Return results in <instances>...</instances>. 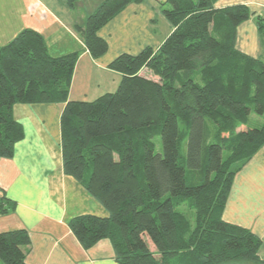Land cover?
Returning <instances> with one entry per match:
<instances>
[{
    "label": "trees",
    "instance_id": "1",
    "mask_svg": "<svg viewBox=\"0 0 264 264\" xmlns=\"http://www.w3.org/2000/svg\"><path fill=\"white\" fill-rule=\"evenodd\" d=\"M143 1L103 0L76 27L94 58L109 48L101 28ZM218 1L165 0L172 32L157 50L112 61L121 82L93 101L69 99L78 53L51 56L33 29L0 45V157L12 158L25 137L15 104L65 105L64 172L109 212L70 220L86 250L109 239L120 264H264L261 238L223 219L236 173L264 146V122L249 124L252 113L264 117V62L236 48L249 7ZM256 23L264 38V14ZM143 68L159 80L140 75ZM15 207L0 193L1 214ZM30 241L25 229L0 232V264H27Z\"/></svg>",
    "mask_w": 264,
    "mask_h": 264
},
{
    "label": "crops",
    "instance_id": "2",
    "mask_svg": "<svg viewBox=\"0 0 264 264\" xmlns=\"http://www.w3.org/2000/svg\"><path fill=\"white\" fill-rule=\"evenodd\" d=\"M102 1L78 0L72 8L67 0H0V45L8 44L24 29H33L44 36L51 56L78 53L70 100L93 101L115 92L122 75L109 68L111 62L123 53L136 55L146 47L157 50L166 39L160 40L152 28L158 11L145 0L132 3L101 28L99 36L109 48L105 55L94 58L76 27L84 25ZM237 4L247 5L253 16L238 26L236 48L264 62V38L256 23V17L264 14V0H219L216 7ZM64 107L61 103L14 105L13 116L25 137L16 144L12 158L0 157V193L16 202L13 211L0 213V232L28 231L27 264H120L109 239L86 250L69 226L74 217H108L109 212L64 172ZM263 122L251 114L249 124ZM223 219L258 235L262 240L259 255L264 260V146L236 173Z\"/></svg>",
    "mask_w": 264,
    "mask_h": 264
},
{
    "label": "rangeland",
    "instance_id": "3",
    "mask_svg": "<svg viewBox=\"0 0 264 264\" xmlns=\"http://www.w3.org/2000/svg\"><path fill=\"white\" fill-rule=\"evenodd\" d=\"M145 1L147 2V4L152 5L158 11L157 12V17H156V22L154 23L152 28L157 31L158 37L160 38V40H165L169 36V34L171 32L172 26H171V23L165 18L164 12H163V8H167L169 6L162 4L165 0H145ZM143 72H144V75L148 74L149 77L151 75L153 77V79L159 80V77L155 76L148 68L143 70ZM253 116H254V113H253ZM260 119L262 121H264V117L263 116H260ZM214 131H215V129H214ZM155 142L157 143V152L161 153L162 152L161 138L157 137L155 139ZM183 154L184 155L187 154V142L183 146ZM189 176H191V175L189 174ZM188 214H189L188 216L194 221V219H195L194 218V213L189 212ZM148 240H149V243H150V247L152 249H154L155 246H154L153 242L149 238H148Z\"/></svg>",
    "mask_w": 264,
    "mask_h": 264
},
{
    "label": "water",
    "instance_id": "4",
    "mask_svg": "<svg viewBox=\"0 0 264 264\" xmlns=\"http://www.w3.org/2000/svg\"><path fill=\"white\" fill-rule=\"evenodd\" d=\"M225 264H239V263H225Z\"/></svg>",
    "mask_w": 264,
    "mask_h": 264
}]
</instances>
